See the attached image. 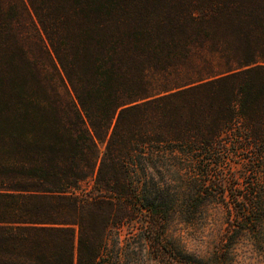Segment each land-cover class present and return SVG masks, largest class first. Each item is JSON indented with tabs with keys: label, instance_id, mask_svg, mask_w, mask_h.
<instances>
[{
	"label": "trees",
	"instance_id": "1",
	"mask_svg": "<svg viewBox=\"0 0 264 264\" xmlns=\"http://www.w3.org/2000/svg\"><path fill=\"white\" fill-rule=\"evenodd\" d=\"M263 260L264 0H0V264Z\"/></svg>",
	"mask_w": 264,
	"mask_h": 264
},
{
	"label": "rangeland",
	"instance_id": "2",
	"mask_svg": "<svg viewBox=\"0 0 264 264\" xmlns=\"http://www.w3.org/2000/svg\"><path fill=\"white\" fill-rule=\"evenodd\" d=\"M222 224L215 225L214 230L207 229L206 233L199 234L188 229L186 226H180L179 229L185 235L187 249L197 255L205 256L220 240L222 234ZM264 264V260H263Z\"/></svg>",
	"mask_w": 264,
	"mask_h": 264
}]
</instances>
